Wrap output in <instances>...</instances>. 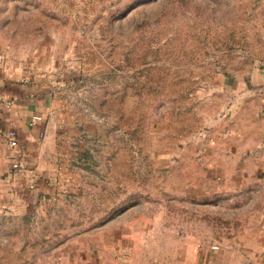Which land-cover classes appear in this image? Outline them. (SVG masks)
I'll use <instances>...</instances> for the list:
<instances>
[{
	"label": "rangeland",
	"instance_id": "374dc122",
	"mask_svg": "<svg viewBox=\"0 0 264 264\" xmlns=\"http://www.w3.org/2000/svg\"><path fill=\"white\" fill-rule=\"evenodd\" d=\"M0 43L50 106L39 185L21 201L0 171V264H71L120 232L132 251L180 236L222 253L223 235L259 230L255 202L193 188L211 102L264 69V0H5Z\"/></svg>",
	"mask_w": 264,
	"mask_h": 264
},
{
	"label": "crops",
	"instance_id": "0c3cea01",
	"mask_svg": "<svg viewBox=\"0 0 264 264\" xmlns=\"http://www.w3.org/2000/svg\"><path fill=\"white\" fill-rule=\"evenodd\" d=\"M4 2L0 0V7ZM263 70L259 68L254 78L255 89L245 81H229L221 88V101L211 102L212 105L216 103L215 112L209 116L213 127L202 153L207 170L201 173L200 182H196L193 188L200 196H238L248 203L255 202L249 211L258 215L255 227L259 230L241 236L223 235L218 242L222 245V253L213 251L209 240H204L203 246L198 247L202 241L193 237L187 238V252L183 249L184 238L176 236L174 244L166 246L157 255L129 250L126 244L131 242L130 236L120 232L112 236L117 237L120 246L78 253L71 264H198L199 260L207 264H243L247 259L254 264H264ZM0 92L4 95L0 100V171L6 172L11 165V169H16L14 175L7 177L5 185L8 190L14 189L23 201L33 191L27 185L37 181L38 186L46 168L43 148L48 137L49 97L35 83L30 69L13 59L1 43ZM222 112L227 116L217 117ZM35 115L42 119L33 121ZM12 129L16 130L18 138V145L14 148L8 138ZM256 202L263 203V206L259 207ZM248 220H235V224L239 230L254 224ZM227 224L230 225V221ZM163 238L167 241L166 236Z\"/></svg>",
	"mask_w": 264,
	"mask_h": 264
},
{
	"label": "built area",
	"instance_id": "2783aa9c",
	"mask_svg": "<svg viewBox=\"0 0 264 264\" xmlns=\"http://www.w3.org/2000/svg\"><path fill=\"white\" fill-rule=\"evenodd\" d=\"M4 99V95L2 92H0V100ZM10 103V102H9ZM42 117L39 115H35L33 117V121L37 122L39 120H41ZM8 138H9V144L11 147H16L18 145V138H17V132L16 130L12 129L8 132ZM31 186H34L33 184H31ZM215 248H217L218 246H214Z\"/></svg>",
	"mask_w": 264,
	"mask_h": 264
}]
</instances>
